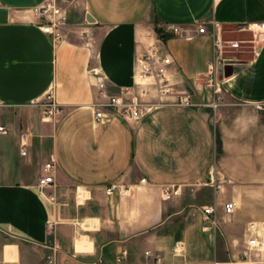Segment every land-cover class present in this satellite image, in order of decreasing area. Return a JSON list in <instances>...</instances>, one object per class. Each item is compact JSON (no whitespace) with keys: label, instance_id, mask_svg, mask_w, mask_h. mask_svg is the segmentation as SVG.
<instances>
[{"label":"crops","instance_id":"obj_1","mask_svg":"<svg viewBox=\"0 0 264 264\" xmlns=\"http://www.w3.org/2000/svg\"><path fill=\"white\" fill-rule=\"evenodd\" d=\"M43 1L0 0V125L9 129L0 133V264H44L49 246L61 264H156L146 251L160 264H245L250 237L264 238V0H73L57 43L40 28ZM165 22L192 38L162 37ZM216 37L250 53L224 54L233 73L221 74L218 93L208 76ZM152 46L172 59V93L138 121L97 123L99 81L157 101L139 64ZM52 87L64 112L47 118L34 102ZM185 94L191 105L178 104ZM51 158L55 182L41 191ZM111 184L130 193L108 195ZM166 185L181 193L166 198ZM204 205L216 207V227L193 215ZM177 241L182 257L172 254ZM250 262L264 264V248Z\"/></svg>","mask_w":264,"mask_h":264},{"label":"built area","instance_id":"obj_2","mask_svg":"<svg viewBox=\"0 0 264 264\" xmlns=\"http://www.w3.org/2000/svg\"><path fill=\"white\" fill-rule=\"evenodd\" d=\"M73 0H44L38 7L36 12L39 15V25L42 31L52 37L57 43L64 39V28L68 25V6ZM161 30L162 37L174 36L180 38H192L191 29L185 25H181L173 22L161 23L158 26ZM199 33H206V26H198ZM259 33H264V23L260 24L258 29ZM242 42L235 39L216 37L215 39V53L216 61H214L208 71L209 86L218 93L220 90L221 74L223 73L226 64L232 62V58L225 56L227 52L238 51L242 48ZM172 63V59L157 46L150 47L139 59L141 66V75L144 78L153 79V84L157 91V101L143 100L139 97L127 98L130 90L128 88L122 89L120 94H112L108 91L106 83L104 81L98 82L99 93L102 100L93 104L95 120L97 123H107L117 115L123 116L129 120L138 121L147 115L155 106L158 105L160 97L169 95L172 93V86L167 78V72L169 65ZM145 92V91H144ZM35 105L42 107V112L47 118H56L63 114L64 105L59 103L56 98L55 87L50 88L46 95L35 101ZM180 105H191V99L188 94L182 95L178 99ZM0 99V107L6 106ZM217 106V104H215ZM258 108L264 109V103L258 104ZM0 133L8 134L9 129L6 125H0ZM26 134H22V151H24L26 143ZM45 171L48 173L39 179L38 187L41 191L54 184V176L50 174L55 168L54 159L46 162ZM141 182H146V179H141ZM118 190L121 194H129L130 186L122 184H111L107 187L106 191L108 195H113L114 191ZM163 193L166 198H171L181 193V187L179 185H166L163 187ZM49 198L54 201L55 197L50 195ZM224 209L227 213H232L235 209V202L228 201L224 205ZM200 213L207 226L216 227L218 221L216 219V207L214 205H204L193 213L196 216ZM52 227V223H49ZM264 248V238H261L259 234L250 237L248 246L243 251L244 263L251 264L250 256L254 250H262ZM183 241H177L173 248V256L182 257L184 252ZM59 248L56 246H49V253L46 257L44 264H61L58 257ZM148 258H152L153 263L160 264L163 261V257L158 254H153L151 251H146ZM127 257V251L124 250L118 257L119 261L124 260ZM180 264V263H173Z\"/></svg>","mask_w":264,"mask_h":264},{"label":"water","instance_id":"obj_3","mask_svg":"<svg viewBox=\"0 0 264 264\" xmlns=\"http://www.w3.org/2000/svg\"><path fill=\"white\" fill-rule=\"evenodd\" d=\"M87 20L89 22L94 21V18H92V16L90 14H87ZM233 73V66L232 65H227L222 73V76H230Z\"/></svg>","mask_w":264,"mask_h":264},{"label":"rangeland","instance_id":"obj_4","mask_svg":"<svg viewBox=\"0 0 264 264\" xmlns=\"http://www.w3.org/2000/svg\"><path fill=\"white\" fill-rule=\"evenodd\" d=\"M68 16H69V13H68ZM238 37V36H237ZM248 50V49H247ZM229 54H233V55H236V56H238V57H240V58H245V57H248L249 55H250V53L248 52V51H246V52H244V53H239L238 51H234V52H232V53H229ZM35 105V104H34ZM35 106H37L39 109H40V111L42 112V107L41 106H38V105H35Z\"/></svg>","mask_w":264,"mask_h":264},{"label":"trees","instance_id":"obj_5","mask_svg":"<svg viewBox=\"0 0 264 264\" xmlns=\"http://www.w3.org/2000/svg\"><path fill=\"white\" fill-rule=\"evenodd\" d=\"M157 29H158V33H159V34H161V33H160V32H161L160 28H159V27H157ZM161 36H163V35H161Z\"/></svg>","mask_w":264,"mask_h":264}]
</instances>
